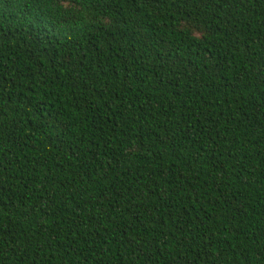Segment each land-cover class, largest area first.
I'll list each match as a JSON object with an SVG mask.
<instances>
[{"label": "trees", "instance_id": "16d2710c", "mask_svg": "<svg viewBox=\"0 0 264 264\" xmlns=\"http://www.w3.org/2000/svg\"><path fill=\"white\" fill-rule=\"evenodd\" d=\"M0 264H264V0H0Z\"/></svg>", "mask_w": 264, "mask_h": 264}]
</instances>
